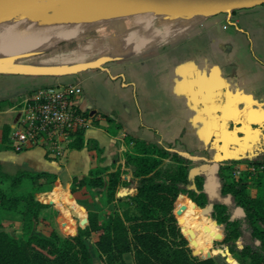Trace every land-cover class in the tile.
Wrapping results in <instances>:
<instances>
[{
	"label": "crops",
	"instance_id": "crops-1",
	"mask_svg": "<svg viewBox=\"0 0 264 264\" xmlns=\"http://www.w3.org/2000/svg\"><path fill=\"white\" fill-rule=\"evenodd\" d=\"M62 1L42 0L36 42L50 41L48 25L65 24L59 13L51 22L49 18L53 6L63 13ZM0 9V27L33 18L28 3H4ZM85 9L88 13L74 8L72 18L99 14L96 7ZM103 14L116 16L104 31L51 39L72 40L70 50L38 55V44L0 50V58L20 55L0 63V163L7 170L54 173L62 182L60 188L37 193L38 201L52 206L48 194L64 190L79 207L90 202L95 189L71 193L72 179L98 166H123L124 154L133 146L125 141L126 133L183 154L206 182L211 165L264 157V3L220 13L174 7ZM25 25L10 28L8 35H22L13 40L33 38L32 24ZM66 85L81 89L80 105L91 119L83 130L84 145L73 148L71 142L58 157L38 146L15 151L9 133L23 118L25 99L40 88ZM102 114L112 115L122 126L109 123ZM121 179L131 187L135 183L130 174L122 173ZM118 190L131 193L124 186ZM92 235L97 239V233Z\"/></svg>",
	"mask_w": 264,
	"mask_h": 264
},
{
	"label": "trees",
	"instance_id": "trees-1",
	"mask_svg": "<svg viewBox=\"0 0 264 264\" xmlns=\"http://www.w3.org/2000/svg\"><path fill=\"white\" fill-rule=\"evenodd\" d=\"M102 116L122 126L112 115ZM6 136L4 131V141ZM125 141L133 146L124 154L123 166H98L81 178L74 177L70 192L83 187L95 189L106 204L125 202L134 212L120 211L117 206L107 216L97 209L83 211L67 191H52L47 199L62 211L60 223L68 231L65 236L55 230L47 236L32 232L41 212L50 207L38 201L36 194L62 187L56 174L7 170L0 163V215L16 213L21 220L19 236L0 229V264H93L89 244L93 233L98 234L93 246L102 264H127L126 253L131 254L133 264H216L212 256H198L214 243L227 247L240 264H264L263 176L253 175L256 194L250 196V175L234 177L229 166H218V196L211 198L205 190L206 176L192 166L191 159L130 133H126ZM83 145V131H79L70 146ZM244 162L260 164L264 157ZM122 173L135 180L132 187L130 181H122ZM120 186L131 188V193L117 196ZM207 205H211L209 217L199 210ZM179 206L183 208L176 216ZM73 211L79 220L72 216ZM187 229L194 233L197 252L188 246ZM217 251L222 249H213V253Z\"/></svg>",
	"mask_w": 264,
	"mask_h": 264
},
{
	"label": "rangeland",
	"instance_id": "rangeland-1",
	"mask_svg": "<svg viewBox=\"0 0 264 264\" xmlns=\"http://www.w3.org/2000/svg\"><path fill=\"white\" fill-rule=\"evenodd\" d=\"M45 1H49L51 2L52 0H43ZM61 1V0H60ZM92 1V0H91ZM42 0H0V5L4 4V3H28L30 4L33 9L30 13L33 14V18L30 19H21L18 18L15 22V25H12L13 27H10L11 29H24L26 27H28L27 25H25L26 23L28 25L33 27V32H38L39 28L36 30V24L39 23L40 20V15H41V10H40V4H41ZM52 4H50L51 7ZM64 7L63 13L61 11V9H58L56 6H53V9L49 10V18H50V22L55 18V16L57 15V13H59L60 15H63L65 11H68L69 9L71 10L72 7L77 8L79 10H86L84 9H80L83 7H87L88 5H90V0H63L60 4L59 7ZM70 7V8H69ZM96 7V11L97 14L96 16H92V17H88V16H79V17H75V18H68L66 17V19L63 16V19H61L60 21H64V25H61L60 27H54L53 29H51L53 27V25H50L47 29L49 32V35H47V37L50 39V41H45L44 43L42 42H36L34 43L33 46H36L37 44L39 45V47L37 48L38 51V55L45 53V54H49L52 53L54 51H58L60 49L62 50H70L72 47V45L74 44V42L70 41H61V39H59V41H53L51 40L52 38H69L76 33L77 37H81L84 38L85 36H90V35H94L97 31H104V27L105 24L108 23H114L116 20V16L115 17H109V16H105V14H103V7H99L98 5H95ZM92 9H94V6L92 7ZM109 10V9H108ZM3 11L0 9V13H2ZM19 17V16H17ZM68 19V21H67ZM71 22L72 25L75 26V28H72L70 25H68V23ZM76 23V24H74ZM88 24H91L88 26ZM87 25V26H86ZM29 26V27H30ZM9 26H1L0 27V45L1 48L0 50H6L9 49L10 47H13L12 49H18L19 47L21 48V46H19V44L15 45V42L13 41V39H15L16 37H18V34H10L8 35L9 31H10ZM74 31V32H72ZM39 37V36H38ZM63 40V39H62ZM70 42V43H69ZM67 46H66V45ZM31 45V46H32ZM65 45V46H64ZM17 47V48H16ZM23 48V47H22ZM42 50V51H41ZM14 60V59H13ZM258 159H261L262 156H258ZM249 175V173H247ZM263 176L264 177V173H257L255 174V176ZM233 176V175H232ZM248 187H247V193L250 196H254L256 194V185H255V179L253 178V176H250L248 178ZM82 207H80L82 210H87L88 207L91 208H96L97 210L100 211V213L103 216H107L108 214H110L113 210V207H116L120 210V211H124L127 213H133L134 209L132 207H129L125 204V202L123 203H117L115 204V206L113 204H106L104 197L102 196V193H98V192H92L90 195V202H88L86 205H80ZM182 206H179L177 208V214L176 216H179L182 210ZM61 211L58 206L53 203L52 206H50L49 208L43 210L40 214L39 217V221L33 226L32 232L39 234V235H44L47 236L51 230H55L57 233H59L60 235H67L68 231L67 228L65 226V224L60 223L61 221V215L60 213H58V211ZM209 217V215H206ZM76 217V220H79L81 217ZM0 229L5 230L6 232H8L9 234H11L12 236H19L21 234V220H20V215L16 214V213H8V214H3L0 215ZM188 230V246L192 249H194L195 246V240L193 239L194 233L190 230ZM94 239H96V235H92L90 240H89V244H90V251L92 253V257H93V264H102V262L98 259L97 254L94 250L93 247V241ZM216 248H221L222 252H218L217 253H213V249ZM224 246L223 245H218L216 243H214L212 245V248L207 250L205 253H201L198 254L199 257H208V255H211L212 257L215 258L216 260V264H240L236 259L233 262L228 263L226 261V256L227 255H232V254H228L227 252H225L223 250ZM195 250V249H194ZM196 251V250H195ZM197 252V251H196ZM233 256V255H232ZM126 258V262L127 264H133L132 260H131V255L128 254L127 256H125Z\"/></svg>",
	"mask_w": 264,
	"mask_h": 264
},
{
	"label": "built area",
	"instance_id": "built-area-1",
	"mask_svg": "<svg viewBox=\"0 0 264 264\" xmlns=\"http://www.w3.org/2000/svg\"><path fill=\"white\" fill-rule=\"evenodd\" d=\"M81 89L76 85L46 87L35 91L23 103V118L11 128L9 140L15 151L42 147L55 156H62L75 134L85 130L90 116L80 105ZM231 174L253 176L264 173V163L237 162L226 164Z\"/></svg>",
	"mask_w": 264,
	"mask_h": 264
},
{
	"label": "water",
	"instance_id": "water-1",
	"mask_svg": "<svg viewBox=\"0 0 264 264\" xmlns=\"http://www.w3.org/2000/svg\"><path fill=\"white\" fill-rule=\"evenodd\" d=\"M263 3L264 0H90V6L95 7V5H98L114 15H131L151 8L174 7H187L200 12L220 13ZM19 56L20 55L14 54L2 57L0 58V63L16 59ZM216 170L217 166L211 165L206 172L208 174V182L205 184V190L211 198L218 196L216 193V187L218 186ZM192 171L195 172L196 170L193 169ZM126 194V191H118L116 193L117 196H123ZM225 201L227 202L229 199L226 198ZM210 209L211 205H207L199 210L204 215H210ZM237 211H240V209H237ZM72 214L74 217L78 216L74 211ZM177 221L179 223L180 220L177 219ZM223 250L227 252V247H224ZM209 256L211 255H208V257ZM225 259L228 263L235 261L232 255H227Z\"/></svg>",
	"mask_w": 264,
	"mask_h": 264
},
{
	"label": "bare ground",
	"instance_id": "bare-ground-1",
	"mask_svg": "<svg viewBox=\"0 0 264 264\" xmlns=\"http://www.w3.org/2000/svg\"><path fill=\"white\" fill-rule=\"evenodd\" d=\"M88 8L90 7V8H92V6H90V5H88L87 6ZM87 7H83V8H80V9H84V8H87ZM13 8V7H12ZM70 8V7H69ZM10 12H11V10H10ZM84 13H88V9L86 10V11H84ZM10 14V13H9ZM8 16V15H7ZM63 16H64V18L66 19V17H68V18H72L73 16H74V7H72V9L70 10H68V11H65L64 12V14H63ZM61 20V19H60ZM67 21H68V19H67ZM64 22V21H63ZM61 23V22H60ZM59 24V23H58ZM63 24V23H62ZM61 25V24H60ZM50 25H48V27H49ZM54 27H58V25L56 24V25H53V27L51 28V29H53ZM60 27V26H59ZM40 29V28H39ZM38 29V30H39ZM54 30V29H53ZM40 32L41 31H38V32H33V38H20V39H18V40H13L14 42H15V45L16 44H19V46H21V47H25V46H31L32 44L34 45V43H35V41H37L36 39H37V37L40 35ZM27 34V33H26ZM31 35H32V32H31ZM22 36V35H21ZM20 35H18V37H21ZM0 48H1V45H0ZM12 48L13 47H10L9 48V51H12ZM17 48V47H16ZM20 48V47H19ZM8 51V52H9Z\"/></svg>",
	"mask_w": 264,
	"mask_h": 264
},
{
	"label": "snow or ice",
	"instance_id": "snow-or-ice-1",
	"mask_svg": "<svg viewBox=\"0 0 264 264\" xmlns=\"http://www.w3.org/2000/svg\"><path fill=\"white\" fill-rule=\"evenodd\" d=\"M244 115H246V116H247V115H249V114H248V113H244ZM261 115H264V114H261Z\"/></svg>",
	"mask_w": 264,
	"mask_h": 264
}]
</instances>
